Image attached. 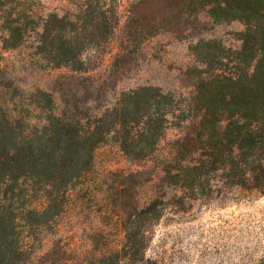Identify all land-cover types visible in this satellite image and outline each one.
<instances>
[{
  "label": "rangeland",
  "instance_id": "rangeland-1",
  "mask_svg": "<svg viewBox=\"0 0 264 264\" xmlns=\"http://www.w3.org/2000/svg\"><path fill=\"white\" fill-rule=\"evenodd\" d=\"M24 1L26 12L40 16L32 23L36 28L50 12H72V68H79L56 67L37 48L35 33L5 49L0 17V105L32 116L40 114L32 104L37 90L52 93L63 108V99L72 102V86L85 77L93 114L144 85L174 93L186 110L195 103L202 70L233 69L245 30L241 20L215 19V0H93L98 7L88 21L80 19L82 0ZM92 22L99 23L93 30ZM178 114L160 141L164 156L182 134ZM95 160L65 191L45 180H22L24 191H15L19 202L51 207L40 224L26 227L22 256L10 264H264V190L237 185L230 166L208 164L190 185L173 181L166 163L134 159L114 141L100 145ZM138 170L146 174L141 183L126 177ZM112 189L120 191L115 200L107 195ZM2 194L13 195L10 189ZM125 198L134 206L126 212L119 207ZM139 228L144 238L130 243Z\"/></svg>",
  "mask_w": 264,
  "mask_h": 264
},
{
  "label": "trees",
  "instance_id": "trees-1",
  "mask_svg": "<svg viewBox=\"0 0 264 264\" xmlns=\"http://www.w3.org/2000/svg\"><path fill=\"white\" fill-rule=\"evenodd\" d=\"M82 2L86 9L80 19L88 21L90 15L93 19L98 6L93 0ZM213 3L215 19L244 22L242 45L235 51L233 69L200 72L196 100L186 109L188 114L179 108L181 104L174 93L153 85L123 91L112 106L100 114L90 113L89 92L83 83L87 77L72 86V102L63 99V108L45 90H37L38 97L32 103L40 112L37 116L15 112L9 104L0 105V264H10L22 256L28 237L26 227L40 224L51 207L50 203L38 209L33 202H19L15 191H24L22 180H45L65 191L70 181L76 184L94 167L96 149L106 142L114 141L134 159L153 157L159 164L166 163L168 176L176 182L183 179L192 185L198 172L211 164L213 169L230 166L237 185L264 190V0ZM26 11L24 0H0L3 47L22 45L35 33L40 38L37 48L48 53L56 67L72 68V12H50L47 18L42 17L41 25L37 22L36 28L32 23L40 16ZM98 24L90 23L91 30ZM177 110L181 114L176 126L182 134L164 156L160 141ZM182 121L184 127L180 126ZM199 150L205 151L206 158H201ZM172 170L177 172L172 174ZM145 175V171L138 170L126 177H135L141 183ZM8 189L12 191L11 198L2 194ZM119 193L112 189L107 195L115 200ZM119 207L124 212L134 208L126 198ZM136 235V239L129 236L130 243L140 242L144 229L139 228Z\"/></svg>",
  "mask_w": 264,
  "mask_h": 264
}]
</instances>
